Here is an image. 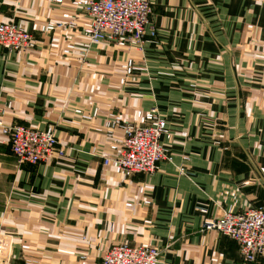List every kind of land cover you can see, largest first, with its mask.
<instances>
[{
	"label": "crops",
	"instance_id": "obj_1",
	"mask_svg": "<svg viewBox=\"0 0 264 264\" xmlns=\"http://www.w3.org/2000/svg\"><path fill=\"white\" fill-rule=\"evenodd\" d=\"M149 3L154 35L138 49L90 43L88 15L68 0H0V22L35 38L24 51L0 47L1 124L49 128L63 149L19 164L0 133L2 264H98L121 242L155 245L157 264H242L232 240L201 224L264 209V0ZM46 22L62 28L40 33ZM65 42L73 49L62 55ZM126 59L132 71L120 84ZM151 107L170 160L121 180L98 157L122 137L121 127L107 137L105 123Z\"/></svg>",
	"mask_w": 264,
	"mask_h": 264
},
{
	"label": "built area",
	"instance_id": "obj_2",
	"mask_svg": "<svg viewBox=\"0 0 264 264\" xmlns=\"http://www.w3.org/2000/svg\"><path fill=\"white\" fill-rule=\"evenodd\" d=\"M61 2L62 0H52ZM70 5L84 12L89 17L88 25L81 28V33L90 43L107 42L117 46H134L139 49L144 37L154 35L148 19L151 13L149 0H68ZM55 28H62L60 23L46 22L39 25L38 31L46 33ZM32 33L23 29L14 21L0 22V47L6 52L24 51L34 46ZM73 49L70 42L60 48L62 55ZM132 63L126 59L122 65V84L124 76L130 75ZM84 119L94 115L83 114L75 109ZM121 127L122 137L111 140L109 152H100L98 157L102 165L110 167L121 180L135 174H150L157 170L161 161H169L163 149L160 137L165 134V122L155 113L154 107L147 111L136 110L132 122L125 123L118 114H110L105 123L106 136L111 137L114 129ZM0 133L5 136L11 155L17 163L35 164L62 155V147H57L53 132L49 129H37L15 122L2 125ZM179 172L182 168H178ZM143 193V188L138 187ZM148 203L146 199H141ZM130 206V203H125ZM204 212L203 209H200ZM203 230L215 231L232 240L237 245L242 264H248L264 255V209L247 206L235 211H222L219 215L205 218ZM10 240L0 233V264L9 255ZM159 249L155 245L127 244L124 242L109 246L98 264H157Z\"/></svg>",
	"mask_w": 264,
	"mask_h": 264
}]
</instances>
